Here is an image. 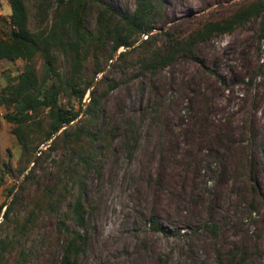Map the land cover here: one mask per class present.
Listing matches in <instances>:
<instances>
[{
    "label": "rangeland",
    "instance_id": "374dc122",
    "mask_svg": "<svg viewBox=\"0 0 264 264\" xmlns=\"http://www.w3.org/2000/svg\"><path fill=\"white\" fill-rule=\"evenodd\" d=\"M23 1L29 31L45 39L54 32L53 38L63 40V46L51 45L48 52L64 78L72 64H80L83 50L95 48L93 41L81 43L60 33L63 8L55 0ZM137 1L98 0L122 13L133 11ZM255 1L160 0V18L150 34L120 48L109 62L100 58L103 71L75 122L86 117L92 90L102 93L117 84L104 98L101 121L109 129L128 128L127 137L113 141L99 176L89 173L84 184L88 223L78 264H218L234 250L239 257L244 254L242 264H264V15L198 42L194 59L178 55L153 74L140 73L141 54L134 50L153 37L152 50L168 51L173 38L185 39ZM99 10V4L86 6L82 26L88 34L96 28ZM9 16L7 0H0L2 38L13 28ZM221 48L233 51L231 66L224 64ZM124 51L129 55L119 62ZM34 61L40 72V56ZM24 66L21 59L0 60V90ZM96 68L90 58L82 74L90 79ZM61 101L75 112L80 107L75 97L62 95ZM8 111L0 104V204L9 203L21 188L25 200L8 221L0 219V264L19 252L25 253L26 264H59L63 242L53 217H63L66 205L53 216H40L37 228L25 235L17 231L15 218L22 222L36 187L61 170L63 150L34 166L50 146L42 145L18 174L21 148L3 118ZM130 138L136 141L133 149H128ZM31 169L34 180L25 182ZM151 218L162 230L151 225Z\"/></svg>",
    "mask_w": 264,
    "mask_h": 264
},
{
    "label": "trees",
    "instance_id": "16d2710c",
    "mask_svg": "<svg viewBox=\"0 0 264 264\" xmlns=\"http://www.w3.org/2000/svg\"><path fill=\"white\" fill-rule=\"evenodd\" d=\"M55 1L59 8H63L59 15L60 33L71 35L81 43L92 40V47L95 48L83 50L80 64H72L63 78L54 67L48 52L51 45L63 46V40L53 38L58 35L54 32L45 39L42 34L37 35L29 31L24 1L7 0L10 8L9 22L13 28L9 29L7 38L0 36V60L21 59L25 66L13 83L6 84L0 90V104L10 110L3 118L12 126L11 132L21 148L18 174H23L33 155L53 138L50 146L36 157L34 166L50 152L63 150L59 157L61 170L55 172L50 183L46 185L41 183L36 187L37 197L31 198L22 222L19 224V216L15 218L19 226L17 231L21 235L28 234L37 228L40 216L43 214L53 216L66 205L67 213L63 217H53L57 234L61 236L63 242L59 264H78L86 240L83 231L86 230L88 223L87 203L83 194L84 184L89 173L94 171L96 176H99L101 162L109 155L113 141L119 136L127 137L125 130L128 128L127 126L123 129H109L101 121L104 114V98L117 84L108 86L102 93L92 90L89 104L84 111L86 117L75 122L82 111L81 102L92 87L96 76L103 71V67L97 64L100 58L104 56L109 62L120 48H129L140 36L150 34L154 29V21L160 18L161 3L160 0H138L133 11L122 13L107 4L99 3L98 0ZM88 4L100 6L96 16V28L92 34H88L86 28L82 26V18ZM263 15L264 3L256 0L239 8L224 20L205 24L185 39L173 38L170 40L171 46L168 51L161 48L152 50L151 37L134 48L141 54L138 61L140 73L153 74L156 70L172 64L178 55L194 59L195 45L198 42L215 35L231 33L237 26L251 18ZM72 50L77 52L75 48ZM128 55L127 51L120 52L118 61L125 63ZM37 56H40L41 60L40 72L34 61ZM90 58L97 68L91 78L87 79L82 74V69ZM62 95H67L68 98L75 97L80 103L79 109L75 112L73 105L64 104L61 101ZM127 141H130L128 149H133L136 141L131 138ZM33 172L34 169H31V174L26 176L25 182L34 180ZM3 176L0 167V177ZM73 196L75 197L71 200ZM23 200L25 192L21 188L9 203L5 200L0 204V213L4 210L3 222L18 212ZM150 222L157 231L162 230L154 218H151ZM238 254L236 250L231 251L226 260L218 258V264H242L245 256L243 254L239 257ZM25 262V253L19 252L8 264H26Z\"/></svg>",
    "mask_w": 264,
    "mask_h": 264
},
{
    "label": "bare ground",
    "instance_id": "6f19581e",
    "mask_svg": "<svg viewBox=\"0 0 264 264\" xmlns=\"http://www.w3.org/2000/svg\"><path fill=\"white\" fill-rule=\"evenodd\" d=\"M233 51H230V50H228V49H226V48H221V51H220V55L222 56V57H224V64L226 65V66H231L233 63H230L229 62V59H234L233 57H231L230 56V53H232ZM236 65H237V63H236ZM235 65V66H236ZM211 142V140L209 141V143ZM211 146L213 147V144L211 143Z\"/></svg>",
    "mask_w": 264,
    "mask_h": 264
},
{
    "label": "water",
    "instance_id": "95a60500",
    "mask_svg": "<svg viewBox=\"0 0 264 264\" xmlns=\"http://www.w3.org/2000/svg\"><path fill=\"white\" fill-rule=\"evenodd\" d=\"M90 94V93H89ZM54 139V138H53ZM53 139L48 143L47 146H49L51 144V142L53 141ZM41 153V149L38 151V155Z\"/></svg>",
    "mask_w": 264,
    "mask_h": 264
},
{
    "label": "built area",
    "instance_id": "2783aa9c",
    "mask_svg": "<svg viewBox=\"0 0 264 264\" xmlns=\"http://www.w3.org/2000/svg\"><path fill=\"white\" fill-rule=\"evenodd\" d=\"M3 212H4V210L0 213V219L2 218L1 216L3 215Z\"/></svg>",
    "mask_w": 264,
    "mask_h": 264
}]
</instances>
